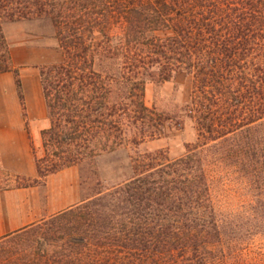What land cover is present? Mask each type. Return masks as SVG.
<instances>
[{
    "label": "trees",
    "instance_id": "1",
    "mask_svg": "<svg viewBox=\"0 0 264 264\" xmlns=\"http://www.w3.org/2000/svg\"><path fill=\"white\" fill-rule=\"evenodd\" d=\"M20 19L48 21L61 51L39 67L49 124L29 185L71 165L94 182L0 236V264H264V0H0V71L2 25ZM178 71L192 77L182 112L148 107L145 83ZM186 119L182 155L146 152L103 192L97 156Z\"/></svg>",
    "mask_w": 264,
    "mask_h": 264
},
{
    "label": "rangeland",
    "instance_id": "2",
    "mask_svg": "<svg viewBox=\"0 0 264 264\" xmlns=\"http://www.w3.org/2000/svg\"><path fill=\"white\" fill-rule=\"evenodd\" d=\"M23 29H25V34L22 33ZM3 32L6 35V30ZM8 33L11 35L10 38L5 36L8 44L31 40L48 48L57 46L55 39L51 37L50 23L46 20H28L26 26H13L8 29ZM15 77L14 73V79ZM16 89L18 93L17 86ZM191 89V75L178 71L167 80L146 82L143 101L148 107L154 108L158 112L169 115L176 112L181 113V109L189 100ZM169 126L170 128L165 129L161 135L146 138L139 143L126 142L110 152L97 156L93 167L103 192L137 173L140 168L136 165V159L144 153L162 150L167 157L175 158L185 152L188 142L195 141L197 132L189 120L186 119L180 129L174 128L172 123H169ZM31 142L39 154L41 152V135L35 140L31 139ZM88 171L85 172L87 178H84L85 182L83 183H80L79 167L71 165L57 172L59 174H50L43 181L35 184L38 190L26 209L27 213H35L36 220H38L90 195L94 181L89 180L92 175ZM35 176L9 172L0 167V190L24 185L34 186L29 184H32L31 178Z\"/></svg>",
    "mask_w": 264,
    "mask_h": 264
},
{
    "label": "crops",
    "instance_id": "3",
    "mask_svg": "<svg viewBox=\"0 0 264 264\" xmlns=\"http://www.w3.org/2000/svg\"><path fill=\"white\" fill-rule=\"evenodd\" d=\"M27 23V19L4 22L5 36L10 38L9 28L26 26ZM22 33L25 34V29ZM8 45L10 65L12 69L17 68L20 77L23 108L13 70L1 71L0 167L9 172L34 176L36 167L31 139L38 138L41 130L49 124L38 67L58 61L61 51L58 46L48 48L31 40ZM60 170L50 174H59ZM37 190L35 185L0 190V236L36 221L35 213L28 214L26 209Z\"/></svg>",
    "mask_w": 264,
    "mask_h": 264
}]
</instances>
